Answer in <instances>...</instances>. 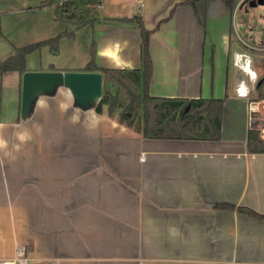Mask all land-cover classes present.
<instances>
[{"label":"crops","instance_id":"obj_1","mask_svg":"<svg viewBox=\"0 0 264 264\" xmlns=\"http://www.w3.org/2000/svg\"><path fill=\"white\" fill-rule=\"evenodd\" d=\"M227 1L197 3L198 13L190 0H103L100 19L76 32L88 29V62L94 44L98 67L129 70L96 54L120 41L135 70L142 25L149 95L225 100L218 140L143 138L118 117L76 108L65 88L23 120L20 76L18 118L0 123L10 148L19 128L33 139L0 154V260L24 245L31 264H264V219L240 211L264 216V154L248 149L249 105L227 101L231 70L241 74L238 99L248 79L234 56L262 52L244 43H264L263 20L244 11L238 22Z\"/></svg>","mask_w":264,"mask_h":264},{"label":"trees","instance_id":"obj_2","mask_svg":"<svg viewBox=\"0 0 264 264\" xmlns=\"http://www.w3.org/2000/svg\"><path fill=\"white\" fill-rule=\"evenodd\" d=\"M207 0H190L197 11V3ZM238 0H228L231 14ZM103 0H43L42 8L53 9L58 21L74 26L73 32H63L57 37L17 48L12 56L0 64V75L18 72L21 77L28 72L27 57L44 47L55 48L62 37L74 38L78 30L94 26L100 19ZM199 13V12H198ZM232 31V30H231ZM143 65L135 70L103 69L96 65L95 45H92L90 61L83 72L100 73L103 76V96L93 108L100 116L118 117L119 124L146 139L162 140H218L222 127L223 99H163L151 97L148 85L151 80V60L148 52L150 32L141 25ZM55 69L51 66L50 71ZM256 94L264 97V75ZM259 80V81H260ZM250 153L264 154V139L257 130L248 136ZM241 212L264 219V216L241 208Z\"/></svg>","mask_w":264,"mask_h":264},{"label":"rangeland","instance_id":"obj_3","mask_svg":"<svg viewBox=\"0 0 264 264\" xmlns=\"http://www.w3.org/2000/svg\"><path fill=\"white\" fill-rule=\"evenodd\" d=\"M41 1L0 0V64L12 56L17 48L50 40L63 32H73L75 30L74 26L58 21L53 9L45 11L39 8L38 4ZM253 1L258 2V0H238L232 13L233 18L234 14L237 13L238 22H240L245 9H248ZM260 11H264V7L254 9L252 14L258 19L261 17ZM261 23L264 30V20ZM87 32L88 29H84L79 33L75 32L76 38L62 37L55 48L44 47L30 54L27 57L28 71L48 72L51 66L55 69L54 71H83L85 67H81L89 60V37ZM252 53L253 67L258 71L257 74L260 80L264 75V52ZM238 74L241 77L238 71L231 70L227 101L237 102L238 108L247 112L249 99H238L234 93ZM19 81L20 74L17 72L0 75V119L2 120L18 118L15 105L19 96L16 93ZM251 97L253 100L264 99V97L259 98L257 96L256 90L252 91ZM258 130L261 131V128L259 127Z\"/></svg>","mask_w":264,"mask_h":264},{"label":"water","instance_id":"obj_4","mask_svg":"<svg viewBox=\"0 0 264 264\" xmlns=\"http://www.w3.org/2000/svg\"><path fill=\"white\" fill-rule=\"evenodd\" d=\"M259 5L263 6L264 0H258L255 7ZM262 81L258 82V86ZM60 88L70 91L76 108L89 111L102 99L103 76L100 73L77 71L26 72L22 77L21 118L28 119L40 97H53Z\"/></svg>","mask_w":264,"mask_h":264},{"label":"built area","instance_id":"obj_5","mask_svg":"<svg viewBox=\"0 0 264 264\" xmlns=\"http://www.w3.org/2000/svg\"><path fill=\"white\" fill-rule=\"evenodd\" d=\"M238 14H234V19ZM235 21V20H234ZM248 48L256 51L264 52V43H260L256 46H250L248 43H244ZM233 64L236 68L245 73L248 77L247 80H243L238 84L236 89L237 96L241 99H249V124L251 130L261 131V137L264 139V99L253 100L251 97L252 91L256 90V86L259 82L258 74L253 67V58L249 53H239L234 56ZM0 264H31V257L27 248L24 245L17 246L16 254L13 258L1 259Z\"/></svg>","mask_w":264,"mask_h":264},{"label":"clouds","instance_id":"obj_6","mask_svg":"<svg viewBox=\"0 0 264 264\" xmlns=\"http://www.w3.org/2000/svg\"><path fill=\"white\" fill-rule=\"evenodd\" d=\"M124 45L121 44L120 41L110 42L109 46L106 48H98L97 56L100 58H105L110 61H113L111 64L112 67L115 68H127L131 70L132 65L128 61H124L120 58V53L124 51ZM113 49L115 51H113ZM7 127L6 124L0 123V154L4 157H12V149L15 151H19L21 146L27 144L33 139L32 130L28 128H19L15 133V139L17 143L10 148L9 141L4 135V129ZM35 131L40 133L42 131L41 127L38 125H33ZM14 158V157H13ZM2 163V160H0ZM170 232H177L176 229H170Z\"/></svg>","mask_w":264,"mask_h":264},{"label":"flooded vegetation","instance_id":"obj_7","mask_svg":"<svg viewBox=\"0 0 264 264\" xmlns=\"http://www.w3.org/2000/svg\"><path fill=\"white\" fill-rule=\"evenodd\" d=\"M257 3H258V2H257ZM257 3H256V1L251 2L249 8H248V9L246 8L245 11H247V13H249L248 11H253L254 9L256 10V9H259V8L264 7V5H263V6H260V5H259V6H257L258 8L255 7V5H256ZM253 6H254V7H253ZM253 19H254V21H257V20H264V19H263V16H261V17L258 18V19H257L256 17H253ZM256 19H257V20H256Z\"/></svg>","mask_w":264,"mask_h":264}]
</instances>
